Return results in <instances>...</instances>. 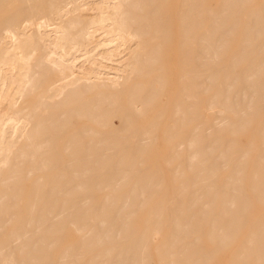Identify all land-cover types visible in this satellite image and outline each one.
Masks as SVG:
<instances>
[{
    "label": "bare ground",
    "instance_id": "obj_1",
    "mask_svg": "<svg viewBox=\"0 0 264 264\" xmlns=\"http://www.w3.org/2000/svg\"><path fill=\"white\" fill-rule=\"evenodd\" d=\"M230 246L264 264V0H21L0 24V264Z\"/></svg>",
    "mask_w": 264,
    "mask_h": 264
},
{
    "label": "rangeland",
    "instance_id": "obj_2",
    "mask_svg": "<svg viewBox=\"0 0 264 264\" xmlns=\"http://www.w3.org/2000/svg\"><path fill=\"white\" fill-rule=\"evenodd\" d=\"M178 0H175V2ZM21 6V0H0V24L3 22L4 18L8 16L9 13L13 12V10H16L17 8H19ZM101 36L99 34L96 35V40L100 39ZM118 56H120L122 58V56H124V52H121L118 54ZM75 66L72 68V70L74 71L72 74H70V77H73L74 75H76L77 72L81 71V65L85 64L88 65L90 62L88 60H86V58L84 56H80L75 60ZM118 63L116 61H107V60H103L102 64L104 67L99 68L98 71L101 72H108L109 74H99L97 75L98 77H102V78H112L113 77V73L116 72V69L114 68L115 64ZM43 86V85H41ZM2 98L4 99L5 97L2 96ZM22 98H18L17 101L21 102ZM117 123V121H115ZM64 241H68V239H72V234L71 233H64ZM233 247L230 246L225 253H227L226 255H224L222 257V255L220 257H215V259L213 261H210L208 264H226L227 261L231 258V252H232Z\"/></svg>",
    "mask_w": 264,
    "mask_h": 264
}]
</instances>
